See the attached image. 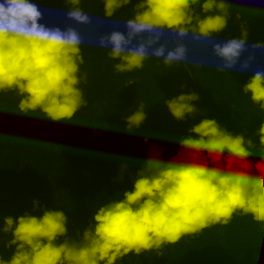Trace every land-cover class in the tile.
Instances as JSON below:
<instances>
[{"label":"clouds","instance_id":"obj_1","mask_svg":"<svg viewBox=\"0 0 264 264\" xmlns=\"http://www.w3.org/2000/svg\"><path fill=\"white\" fill-rule=\"evenodd\" d=\"M63 3L66 7L53 9L38 0H0V93L18 97L17 114L53 124L72 121L87 105L82 49L106 53L117 61V73L142 70L151 60L167 68L251 74L241 90L264 113V43L249 42L244 23L240 37L218 35L227 27L230 9L261 13L264 0H100L103 14L81 7L82 0ZM129 5L131 16L117 15ZM53 12L63 23L46 22V13ZM198 100L192 92L164 104L175 120L184 121L198 113L193 103ZM145 107L140 102L124 117L127 132L147 119ZM254 135L258 146L205 118L178 143L183 150L240 160L255 150L264 163V122ZM135 176L132 189L99 206L76 239L68 237L63 211L44 209L36 200L32 212L39 209L41 216H0V244L13 250L7 260L0 254V264H116L129 253L149 252L162 257L166 246L213 225H227L234 215L264 222V175L259 173L153 155Z\"/></svg>","mask_w":264,"mask_h":264},{"label":"trees","instance_id":"obj_2","mask_svg":"<svg viewBox=\"0 0 264 264\" xmlns=\"http://www.w3.org/2000/svg\"><path fill=\"white\" fill-rule=\"evenodd\" d=\"M38 2L47 8L66 7L63 0ZM81 7L103 14L100 0H82ZM131 7L117 15L131 16ZM239 11L241 19L237 20ZM230 13L220 37H240L244 23L247 40L264 43V12L233 7ZM46 22L59 24L63 20L53 12L46 13ZM82 55L81 72H87V83L81 87L87 105L72 121L53 124L31 114L19 115L18 97L0 93V216L15 219L25 212L41 216L39 209L32 212L36 200L44 209L63 211L68 218V237L76 239V233L83 232L99 206L132 189L136 172L153 155L165 161L177 158L264 175V163L258 162L255 150L248 160H240L227 154L221 157L183 150L178 143L192 126L207 118L258 146L254 133L264 122V113L241 90L251 74L167 68L151 60L142 70L117 73L113 67L117 61L106 53L82 49ZM129 80L135 83L127 86ZM192 92L199 95L193 102L198 113L184 121L175 120L164 101ZM140 102L146 106L147 119L129 133L124 117L135 112ZM104 124L106 128L95 129ZM122 164L127 165L123 172ZM9 238L6 236L5 242ZM12 251L0 244L4 259H9ZM163 252L162 257L154 252L140 256L129 253L116 264H264V222L234 215L227 225H213L201 234L185 236Z\"/></svg>","mask_w":264,"mask_h":264}]
</instances>
